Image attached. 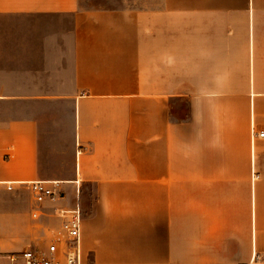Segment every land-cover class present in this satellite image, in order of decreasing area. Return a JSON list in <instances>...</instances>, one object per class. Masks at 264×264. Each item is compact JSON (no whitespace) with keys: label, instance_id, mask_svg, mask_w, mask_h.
<instances>
[{"label":"crops","instance_id":"crops-1","mask_svg":"<svg viewBox=\"0 0 264 264\" xmlns=\"http://www.w3.org/2000/svg\"><path fill=\"white\" fill-rule=\"evenodd\" d=\"M50 101L71 111L74 168L38 206ZM260 132L264 0H0V254L58 227L78 189L91 262L264 264Z\"/></svg>","mask_w":264,"mask_h":264},{"label":"built area","instance_id":"built-area-1","mask_svg":"<svg viewBox=\"0 0 264 264\" xmlns=\"http://www.w3.org/2000/svg\"><path fill=\"white\" fill-rule=\"evenodd\" d=\"M255 135L263 137L264 132ZM29 185L38 206H42L47 200H60L66 194L57 181L39 180ZM7 187L12 188L10 184H7ZM76 194L77 199L72 206L55 209L56 217L61 219L58 227L52 228L46 235L31 242L21 251L0 254V264H97L85 258L81 249L84 215L78 189ZM39 215V211L33 214L35 218Z\"/></svg>","mask_w":264,"mask_h":264},{"label":"rangeland","instance_id":"rangeland-1","mask_svg":"<svg viewBox=\"0 0 264 264\" xmlns=\"http://www.w3.org/2000/svg\"><path fill=\"white\" fill-rule=\"evenodd\" d=\"M156 1L158 0H79V3L83 9L144 8ZM37 109L41 128L40 170L45 178L61 181V187L72 175L74 168L71 111L64 101L45 102Z\"/></svg>","mask_w":264,"mask_h":264}]
</instances>
